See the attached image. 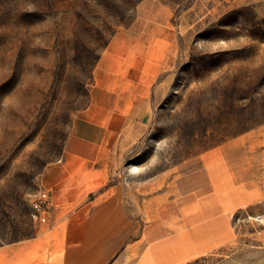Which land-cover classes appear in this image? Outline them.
<instances>
[{"label":"rangeland","instance_id":"374dc122","mask_svg":"<svg viewBox=\"0 0 264 264\" xmlns=\"http://www.w3.org/2000/svg\"><path fill=\"white\" fill-rule=\"evenodd\" d=\"M110 50L151 70L142 124L94 109ZM46 177L126 206V256L264 264V0H0V244Z\"/></svg>","mask_w":264,"mask_h":264},{"label":"crops","instance_id":"0c3cea01","mask_svg":"<svg viewBox=\"0 0 264 264\" xmlns=\"http://www.w3.org/2000/svg\"><path fill=\"white\" fill-rule=\"evenodd\" d=\"M153 83L151 70L142 65V55L113 50L103 54L95 69L94 91V109L102 111V119L108 118L103 124L110 125V119L117 117L139 124L148 121ZM46 180L45 220H37L28 236L0 244V264H169L173 260V245L170 260L169 252L161 260L144 258L142 253L124 255L132 225L126 206L115 199H88L87 177ZM226 201L230 204L239 198L229 195ZM166 211V227L173 230L174 210ZM139 245L132 244L129 250Z\"/></svg>","mask_w":264,"mask_h":264},{"label":"built area","instance_id":"2783aa9c","mask_svg":"<svg viewBox=\"0 0 264 264\" xmlns=\"http://www.w3.org/2000/svg\"><path fill=\"white\" fill-rule=\"evenodd\" d=\"M31 207H32V217L35 220H41V221L45 220L48 212V206L44 199L42 198L32 199Z\"/></svg>","mask_w":264,"mask_h":264}]
</instances>
